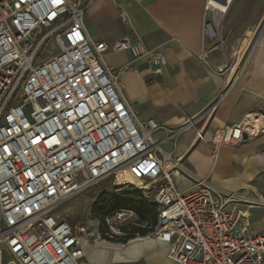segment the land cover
I'll return each mask as SVG.
<instances>
[{"label":"built area","instance_id":"obj_1","mask_svg":"<svg viewBox=\"0 0 264 264\" xmlns=\"http://www.w3.org/2000/svg\"><path fill=\"white\" fill-rule=\"evenodd\" d=\"M92 1L0 0V255L11 264H86L87 224L72 225L56 209L109 177L115 188L132 185L124 180L131 177L140 183L133 185L137 192L152 198L158 211L152 235L170 245L175 264H264V233H250L242 208L263 201L249 198L247 189L218 190L209 178H197L188 191L175 181L186 168L166 146L190 130L203 140L217 101L177 127L141 121L120 75L146 58L152 75L161 76L168 60L130 37L111 45L91 40L85 16ZM214 4L224 6L206 2L208 44L226 13ZM121 19H128L124 12ZM125 51L131 64L107 65L109 52ZM210 53L206 46L201 60L207 63ZM263 134L264 111L251 112L217 131L212 147H237ZM127 216L122 209L105 219L109 239L125 235L117 224Z\"/></svg>","mask_w":264,"mask_h":264},{"label":"crops","instance_id":"obj_2","mask_svg":"<svg viewBox=\"0 0 264 264\" xmlns=\"http://www.w3.org/2000/svg\"><path fill=\"white\" fill-rule=\"evenodd\" d=\"M225 1L219 2L224 4ZM206 2L93 0L85 16V26L89 37L95 42L111 45L130 37L144 44L148 50L158 49L166 56L168 65L161 76L152 75L146 58L137 61L129 72L120 75L122 93L141 121L155 119L169 127H177L202 114L217 101L216 113L210 124L205 125L203 140L198 141L196 132L190 130L182 134L176 144L167 145L166 149L172 151L175 159L184 161L188 174L196 178H209L218 190L232 192L247 188L248 195L259 196L256 181L264 176V134L237 147L223 146L217 151L212 147V142L216 132L224 125L239 123L251 112L264 111V30L245 75L235 82L227 79L224 83L208 62L200 58L203 49L211 46L203 37ZM231 7L238 16H246L238 18V21L258 23L254 33L264 23V0H233L229 10ZM122 12L127 15L126 22L121 19ZM108 57H119L121 61L110 65L106 59ZM105 59L113 69L133 62L132 54L128 51L109 52ZM229 83L230 87L224 94ZM135 105L140 108L135 109ZM163 135V132H158L155 137L160 139ZM176 184L183 185L179 190L188 191L195 186V180L187 175L177 178ZM246 211L251 214L250 233H264V210L261 219L256 221H252V216L259 211L255 208ZM255 229L258 232L253 233ZM150 243L165 245L156 240L144 242L138 248L137 245L129 247L135 253V260L140 259L142 253H149ZM113 247L123 252L128 244ZM83 248L85 255H91L92 247L83 245ZM166 259L175 264L169 258V251ZM123 260L126 261L125 258ZM148 261V264H153Z\"/></svg>","mask_w":264,"mask_h":264},{"label":"rangeland","instance_id":"obj_3","mask_svg":"<svg viewBox=\"0 0 264 264\" xmlns=\"http://www.w3.org/2000/svg\"><path fill=\"white\" fill-rule=\"evenodd\" d=\"M218 1L223 3L225 0ZM106 7L108 6L106 5ZM244 17L246 16H238V14H236V10H232L231 7L229 12L218 22V37L214 39V41L210 42L211 53L207 64L223 80L224 83L227 79L229 82H235V79L237 81L245 75L250 65L252 55L259 46L261 34L264 30V23H261L257 31L254 33V29L258 23L237 20L238 18ZM106 59L110 65L121 61L119 57H108ZM134 107L135 109L140 108L139 105H135ZM27 112H29V109H27ZM215 113V110L214 112L209 113L208 124H210V121ZM203 122H206V120ZM203 122L198 125L199 128ZM183 162L184 161H182V164L186 168L185 163ZM181 175L182 177L190 175L195 182L197 180L195 175L188 174L185 169ZM175 181H177V178H175ZM113 184L114 177H109L108 179L94 185L90 189L83 191L76 197L65 201L55 211L56 215L72 225L79 222L87 224L89 231L87 240L92 244V253L91 255H85L84 261H86L87 264H148V260H150L153 264H172L166 259L170 247L169 244L158 245L150 243L151 248L148 249L149 253L145 254L144 252L142 253L143 255L140 259L135 260V253H133L129 248L132 241L139 238L146 239L143 242L135 243L131 247L133 248L137 245L136 248H138L144 242L157 240L154 238L152 233L143 238L136 236L133 240L126 238L125 234L122 238H120L122 241L121 243L114 242L115 240H111L107 236L105 238L102 237L97 220L94 217V213L99 210L103 215H108L115 210L118 204L122 209L128 210L127 218L122 223L117 224L119 228L137 226L141 229H148L153 224V218L148 214L150 210L149 206H147L148 204L153 205L152 198L149 195H142L143 193L139 194L133 185L115 188ZM256 185L259 196L252 195V197L249 195V198L255 201L264 202V176L256 181ZM177 186L178 188L183 187V185L178 184ZM256 207L262 208L256 209ZM250 208H255L256 211H259L257 214H253L252 221L261 219V212L264 210V204H260V206L253 205L252 207L243 208V210L246 211ZM256 232H258L256 229L253 230V233ZM97 242H103V244L98 245ZM113 244L117 247L128 244V248L121 252L122 250L117 248L115 249ZM124 258L126 261L123 260ZM0 264H11V258L3 253L0 255Z\"/></svg>","mask_w":264,"mask_h":264},{"label":"trees","instance_id":"obj_4","mask_svg":"<svg viewBox=\"0 0 264 264\" xmlns=\"http://www.w3.org/2000/svg\"><path fill=\"white\" fill-rule=\"evenodd\" d=\"M148 204V203H147ZM149 206V212L148 214L152 216L153 218V224L151 225V227H149L148 229H141L140 227H137V226H133V227H123L121 229V232L123 234H126V238H128L129 240L130 239H135L136 236H139V237H147V235H149L150 233L153 232V229L154 227L156 226L157 224V220H158V211L156 209V207L154 205H147ZM119 210H122V208L120 207V205L118 204L115 208L114 211H112L111 213H109L108 215H103L101 213V211L97 210L95 213H94V217L96 218V220L100 221L101 222V225H100V232H101V235L103 238L106 237V233L108 231V229L104 226L105 224V219L108 217V216H111L113 215L116 211H119ZM122 238V237H121ZM111 240H115L114 242H117V243H121L122 241L120 239H111ZM125 243V242H124Z\"/></svg>","mask_w":264,"mask_h":264},{"label":"bare ground","instance_id":"obj_5","mask_svg":"<svg viewBox=\"0 0 264 264\" xmlns=\"http://www.w3.org/2000/svg\"><path fill=\"white\" fill-rule=\"evenodd\" d=\"M226 4H227V0L225 1V3H224V6H222V5H217V4H214L215 5V7H217L218 9H220V11H223V12H225L226 11V13L225 14H227L228 13V10H227V8H226ZM223 17V15L222 16H220V19ZM219 19V20H220ZM219 22V21H218ZM229 77V76H228ZM236 80V79H235ZM180 177H182V175H180L179 173L177 174V178L179 179ZM124 180H126L127 182V184H132V185H137V186H139L140 185V183H139V181L137 180V179H134V178H131V177H126ZM245 216L246 217H248V218H250V216H251V214L247 211L246 213H245ZM149 238H151L150 236H148ZM148 238V239H149ZM155 238V237H154ZM156 239V238H155ZM144 240H146V239H141V238H139V239H136V240H134V241H132V244L129 246V247H132V245H134L135 243H139V242H143ZM152 241H154V240H152ZM156 241V240H155ZM82 243H83V245H86V246H88V247H92V244L87 240V239H82ZM110 245H112V244H110ZM114 245V244H113ZM86 263V262H85Z\"/></svg>","mask_w":264,"mask_h":264},{"label":"water","instance_id":"obj_6","mask_svg":"<svg viewBox=\"0 0 264 264\" xmlns=\"http://www.w3.org/2000/svg\"><path fill=\"white\" fill-rule=\"evenodd\" d=\"M230 84H231V83L228 84L227 88H226L225 91H224V94L228 91V88L230 87ZM224 94H222L220 97H222Z\"/></svg>","mask_w":264,"mask_h":264}]
</instances>
